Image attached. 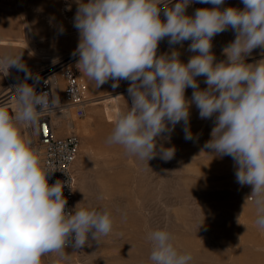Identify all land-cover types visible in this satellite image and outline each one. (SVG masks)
Masks as SVG:
<instances>
[{"label": "clouds", "instance_id": "obj_1", "mask_svg": "<svg viewBox=\"0 0 264 264\" xmlns=\"http://www.w3.org/2000/svg\"><path fill=\"white\" fill-rule=\"evenodd\" d=\"M76 2V67L98 88L110 79L113 88L121 80L131 82V107L117 115L106 142L141 160L159 154L168 161L175 150L158 146L157 138L183 121L184 138L192 140L188 122L194 103L201 119L214 117L204 147L216 156L232 157L237 182L252 186L255 224L264 229V59L245 62L247 54L264 48V0H242L243 9H221L224 0H196L215 7L196 9L194 16L186 15L192 0H178L171 7V0ZM229 27L236 38L223 49L227 60L214 63L212 38ZM165 37L172 45L191 40L189 50L198 54L186 64L175 50L157 56ZM21 57L0 58V71L7 75L15 67L25 72V80L39 82ZM197 76L206 78V89L199 88ZM188 87L194 89L191 101L185 98ZM14 95V112L0 107V264H42V257L51 253L63 259L69 237L74 236L76 248L85 246L90 233L99 242L113 230L114 220L109 210L91 204L78 203L74 213L66 212L64 183H48L52 170L42 164L32 140L22 135V127L38 126L46 112L60 105L59 97L37 94L27 82L18 84ZM147 239L151 264H190L193 259L175 245L167 228L149 231Z\"/></svg>", "mask_w": 264, "mask_h": 264}, {"label": "rangeland", "instance_id": "obj_2", "mask_svg": "<svg viewBox=\"0 0 264 264\" xmlns=\"http://www.w3.org/2000/svg\"><path fill=\"white\" fill-rule=\"evenodd\" d=\"M177 2L171 0L168 6ZM77 7L76 0H0V38L26 40L24 26L29 21L34 39L20 45H0V55L22 54V61L32 73L54 62L76 67L79 57L72 53L79 43V32L73 26ZM160 7L164 21V6ZM212 7L192 0L186 15L194 16L196 9ZM220 7L243 9L244 5L242 0H224ZM235 38L231 27L212 38L214 63L227 60L223 49ZM190 44L187 40L172 45L165 37L158 44L157 56L171 55L175 50L186 64L198 54L189 50ZM45 54L50 57L43 58ZM262 59L264 48L257 47L246 55L245 62L255 64ZM10 69L12 76H26L15 67ZM80 73L88 85L90 103L86 114L75 119L72 127L81 138L75 207L81 203L79 206L91 204L107 209L114 225L99 242L90 233L82 248H65L63 259L57 253L48 254L42 257V264H151L147 234L162 228L173 234L181 251L192 254L190 264H264V229L255 224L252 186L237 182L232 157L216 156L204 147L211 139L214 117L201 119L192 103L188 126L193 139L185 140V124L181 121L157 138L158 146L174 148L172 159L164 161L157 154L148 161L141 160L126 154L122 146L106 142L117 115L128 109L131 82L121 80L113 88L110 79L98 88ZM195 79L201 90L208 87L204 76ZM5 89L0 76V99ZM193 91L186 88L187 100H192ZM15 104L9 112L15 111ZM21 132L32 139L25 127Z\"/></svg>", "mask_w": 264, "mask_h": 264}, {"label": "built area", "instance_id": "obj_3", "mask_svg": "<svg viewBox=\"0 0 264 264\" xmlns=\"http://www.w3.org/2000/svg\"><path fill=\"white\" fill-rule=\"evenodd\" d=\"M33 74L39 75V82L31 78L25 80L26 76H11L10 68L7 75L0 71L6 87L0 99L3 103L1 106L10 105L12 99H15L16 103L15 87L23 82L34 85L37 94L48 92L50 97L52 93L59 97L60 105L53 111L46 112L38 126L25 128L32 135L33 147L37 150L42 164L52 170L48 174V183L51 185L57 180L64 183L63 196L67 201L65 211L74 213L76 162L80 154L81 138L73 128L62 130L68 128V123H73L75 119L86 114L90 103L88 85L79 69L65 62H54L34 71ZM48 80L50 83H45ZM127 104L130 108V95L127 96ZM15 106L17 107V104ZM37 110H40V106H37ZM74 243V236L69 237L65 248H73Z\"/></svg>", "mask_w": 264, "mask_h": 264}, {"label": "bare ground", "instance_id": "obj_4", "mask_svg": "<svg viewBox=\"0 0 264 264\" xmlns=\"http://www.w3.org/2000/svg\"><path fill=\"white\" fill-rule=\"evenodd\" d=\"M6 26L9 27L8 24H6ZM24 32H25V35H26V40H23V39L22 40H18V39L0 38V45H11V44H19L20 45V44H23L24 41H27V40H28L27 42L34 41V39H32L33 38L32 37V30H31V26L29 24V21H26V23H25ZM47 57H50V56L48 54L47 55L46 54L43 55V58H47ZM13 100H15V99H12L11 101H13ZM14 102L15 101H13L10 105L0 106V107H4V108H6L8 110L9 108H11V106H13V103ZM67 127L72 128L73 127V123H68Z\"/></svg>", "mask_w": 264, "mask_h": 264}, {"label": "snow or ice", "instance_id": "obj_5", "mask_svg": "<svg viewBox=\"0 0 264 264\" xmlns=\"http://www.w3.org/2000/svg\"><path fill=\"white\" fill-rule=\"evenodd\" d=\"M45 131H46V129H45Z\"/></svg>", "mask_w": 264, "mask_h": 264}]
</instances>
